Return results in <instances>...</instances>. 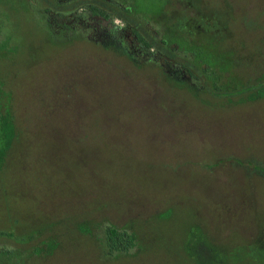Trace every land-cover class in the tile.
Returning a JSON list of instances; mask_svg holds the SVG:
<instances>
[{"label":"rangeland","instance_id":"obj_1","mask_svg":"<svg viewBox=\"0 0 264 264\" xmlns=\"http://www.w3.org/2000/svg\"><path fill=\"white\" fill-rule=\"evenodd\" d=\"M0 82V264H264V0H0Z\"/></svg>","mask_w":264,"mask_h":264},{"label":"trees","instance_id":"obj_2","mask_svg":"<svg viewBox=\"0 0 264 264\" xmlns=\"http://www.w3.org/2000/svg\"><path fill=\"white\" fill-rule=\"evenodd\" d=\"M91 15L95 18H97L99 20V22L101 23L100 25H96L94 28V32L91 34V37L94 38V40L101 44L103 47H109V48H113L115 47L117 50H119L120 52H122L123 54L127 55V58L130 61L134 63H140L142 61L145 60V57L143 54H146L145 51L147 48H150L149 43L138 33L136 32L134 29L129 28L130 32H125V31H119L117 28H113L112 26H109L107 24H105L106 19L101 18V16L103 15L104 17H106V13L100 11L98 8L96 7H92L91 8ZM123 41L124 42V46H125V51L120 50L119 46V42ZM143 53V54H142ZM159 64L160 67L163 69V72L165 74H168L167 76L169 78H172V74L176 73L177 71H170V66L167 65L166 61H164L163 59L157 58L155 59ZM136 61V62H135ZM169 70V71H167ZM178 75H182L184 77H186L187 75L190 76V78H193V73H191L190 71H186V72H177ZM181 83V82H179ZM1 84V82H0ZM183 84V83H181ZM1 86V85H0ZM224 88V87H223ZM232 88V87H231ZM226 90V89H225ZM2 93V91L0 90V94ZM5 114L2 113V117L1 118H6V121H2L0 122V139L3 138L2 135L5 134H10L12 135L14 132V127L12 122L10 121V117H9V113L7 111V109L4 112ZM1 115V114H0ZM0 118V119H1ZM7 137V136H6ZM5 139V136H4ZM5 141V140H3ZM4 145L0 146V150L6 146V143H3ZM6 236V237H13L11 234H0V236ZM122 234L115 230L114 228L109 229L108 231V239L110 240H114L116 238H119ZM129 239H131V236L128 237ZM0 254L2 256H4L5 258H9V255H12V250H8V249H0Z\"/></svg>","mask_w":264,"mask_h":264},{"label":"flooded vegetation","instance_id":"obj_3","mask_svg":"<svg viewBox=\"0 0 264 264\" xmlns=\"http://www.w3.org/2000/svg\"><path fill=\"white\" fill-rule=\"evenodd\" d=\"M108 4H109V6H112V7H113V5H112V3H110V1H108ZM114 6H116V5H114ZM120 6H121V5H120ZM92 7H93V6L89 7L88 10H87V12H88V14H89L90 16H92V15L90 14V13H91L90 10H91ZM96 8L99 9V7H96ZM99 10L102 11V12H105V11H103V10H101V9H99ZM119 10H124V11L127 10V11H130V8H129V7H128V8L125 7V8L123 9L122 7H119ZM105 15H106V17H104V16L102 15L101 18L106 19L107 17L110 16L107 12H106ZM107 19H108V18H107ZM107 19H106V21H109L110 23L107 24L106 21H105V24H107V25H109V26H112V25H111V24H112L111 20H109V19L107 20ZM127 27H128V28H127ZM127 27H124V28H121V29H119V28H117V27H114V29L117 28L119 31H125V32L127 31V32H130V31H129L130 26H127ZM130 33H131V32H130ZM147 49H151V47H150V48H147ZM147 49H146V50H147ZM142 54H143V53H142ZM121 55H122V54H121ZM143 55H144V54H143ZM122 56H124V55H122ZM125 57H126V56H125ZM144 57H145V55H144ZM164 61H166V60H164ZM170 71H177V72L180 71V72H185V71H188V70H186V69H184V70H180V69H174L173 67H170ZM187 77H190V76L187 75ZM172 79H173V78H172ZM190 80H191V78H190ZM190 82H191V81H190ZM232 88H234V87H232Z\"/></svg>","mask_w":264,"mask_h":264}]
</instances>
